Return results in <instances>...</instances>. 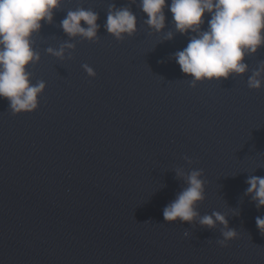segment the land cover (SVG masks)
Wrapping results in <instances>:
<instances>
[{
    "label": "water",
    "instance_id": "1",
    "mask_svg": "<svg viewBox=\"0 0 264 264\" xmlns=\"http://www.w3.org/2000/svg\"><path fill=\"white\" fill-rule=\"evenodd\" d=\"M111 5L136 16L133 35L106 31ZM77 8L98 14L97 39L62 29ZM164 14L156 31L140 0H62L33 34L40 59L27 70L46 85L37 109L13 114L0 98V264H264V206L246 194L249 177H264V86L247 84L264 47L245 74L192 87L175 53L196 33ZM66 44L64 59L47 51ZM178 169L207 181L191 223L163 217L187 187ZM213 212L237 232L226 247L224 225L199 223Z\"/></svg>",
    "mask_w": 264,
    "mask_h": 264
},
{
    "label": "clouds",
    "instance_id": "2",
    "mask_svg": "<svg viewBox=\"0 0 264 264\" xmlns=\"http://www.w3.org/2000/svg\"><path fill=\"white\" fill-rule=\"evenodd\" d=\"M141 9L147 14L146 23L160 31L165 26L164 9L167 6L173 15L176 30L181 34L196 33L182 51L175 53V59L182 72L193 77L191 86L197 81H219L233 74L243 75L248 70L245 57L255 54L264 47V0H140ZM62 0H0V98L9 102L13 114L30 113L38 107V96L45 89V83H31V72L27 69L40 57L32 48V36L39 32L41 22L51 23L54 10ZM111 5L104 25L106 31L117 40L124 34L131 36L136 31V16L127 7L115 9ZM210 15L207 29L203 30L205 14ZM98 14L90 9L77 8L69 11L61 21V27L71 37L80 35L88 40L97 39ZM81 21L84 22L82 26ZM167 38H172L169 32ZM47 49L53 56L64 59L65 48ZM71 56H69V59ZM89 77H95L93 68L83 65ZM264 62L248 79V87L258 90L264 86L261 76ZM191 163V161H189ZM187 187L163 210L166 222H193L199 213L196 206L205 199L206 180L201 179L202 170L194 169L187 175L178 169ZM246 183V194L252 195L257 208L264 206V177L251 176ZM224 225L222 239L216 241L221 247L235 239L237 232L228 228V221L219 212L199 218L202 226L213 228L216 223ZM258 230L264 234V217L256 218ZM187 236V233H184Z\"/></svg>",
    "mask_w": 264,
    "mask_h": 264
}]
</instances>
